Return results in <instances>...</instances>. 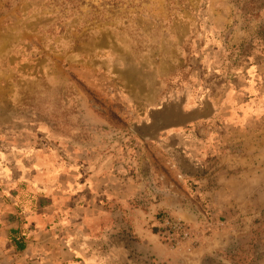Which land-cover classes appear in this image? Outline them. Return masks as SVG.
I'll return each mask as SVG.
<instances>
[{"label":"rangeland","instance_id":"1","mask_svg":"<svg viewBox=\"0 0 264 264\" xmlns=\"http://www.w3.org/2000/svg\"><path fill=\"white\" fill-rule=\"evenodd\" d=\"M0 264H264V0H0Z\"/></svg>","mask_w":264,"mask_h":264},{"label":"built area","instance_id":"2","mask_svg":"<svg viewBox=\"0 0 264 264\" xmlns=\"http://www.w3.org/2000/svg\"><path fill=\"white\" fill-rule=\"evenodd\" d=\"M159 233L172 246L176 247L187 243L191 239L189 226L181 219L165 212L157 218Z\"/></svg>","mask_w":264,"mask_h":264},{"label":"trees","instance_id":"3","mask_svg":"<svg viewBox=\"0 0 264 264\" xmlns=\"http://www.w3.org/2000/svg\"><path fill=\"white\" fill-rule=\"evenodd\" d=\"M9 241L11 242L16 251L22 252L25 249L24 239L18 236L17 230H10Z\"/></svg>","mask_w":264,"mask_h":264},{"label":"water","instance_id":"4","mask_svg":"<svg viewBox=\"0 0 264 264\" xmlns=\"http://www.w3.org/2000/svg\"><path fill=\"white\" fill-rule=\"evenodd\" d=\"M156 121V120H154ZM184 121L186 120H182V121H179L178 123H183ZM168 121H165V122H160V121H156L155 124L152 126V129L153 131H158V130H162V129H165V128H168L169 126H172V125H175V124H178V123H167ZM147 137H144V139H146Z\"/></svg>","mask_w":264,"mask_h":264}]
</instances>
